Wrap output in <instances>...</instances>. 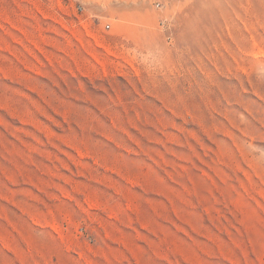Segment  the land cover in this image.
<instances>
[{"label": "rangeland", "instance_id": "1", "mask_svg": "<svg viewBox=\"0 0 264 264\" xmlns=\"http://www.w3.org/2000/svg\"><path fill=\"white\" fill-rule=\"evenodd\" d=\"M0 264H264V0H0Z\"/></svg>", "mask_w": 264, "mask_h": 264}, {"label": "built area", "instance_id": "2", "mask_svg": "<svg viewBox=\"0 0 264 264\" xmlns=\"http://www.w3.org/2000/svg\"><path fill=\"white\" fill-rule=\"evenodd\" d=\"M155 6H156L157 8H159V9H161V8H163L164 5H163L162 1H157L156 4H155ZM79 9H83V7H82V6H79ZM160 23H161V25H162L163 27L168 26V19H167V18H162V19H160ZM105 27H106L107 29H110V28H111V24L108 23ZM171 37H172V35H171V33H169V34L167 35V38L170 39Z\"/></svg>", "mask_w": 264, "mask_h": 264}]
</instances>
